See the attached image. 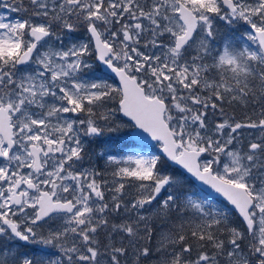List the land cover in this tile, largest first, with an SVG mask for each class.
Masks as SVG:
<instances>
[{"label": "snow or ice", "instance_id": "snow-or-ice-1", "mask_svg": "<svg viewBox=\"0 0 264 264\" xmlns=\"http://www.w3.org/2000/svg\"><path fill=\"white\" fill-rule=\"evenodd\" d=\"M0 9V264H264V0Z\"/></svg>", "mask_w": 264, "mask_h": 264}, {"label": "trees", "instance_id": "trees-1", "mask_svg": "<svg viewBox=\"0 0 264 264\" xmlns=\"http://www.w3.org/2000/svg\"><path fill=\"white\" fill-rule=\"evenodd\" d=\"M228 110L232 111L234 114H237L238 116L245 114L244 110L239 106H236L234 108H229Z\"/></svg>", "mask_w": 264, "mask_h": 264}, {"label": "rangeland", "instance_id": "rangeland-1", "mask_svg": "<svg viewBox=\"0 0 264 264\" xmlns=\"http://www.w3.org/2000/svg\"><path fill=\"white\" fill-rule=\"evenodd\" d=\"M3 11H5V10H3V9H0V12H3ZM8 15L9 16H15L16 14H14V13H8ZM221 27H223V25H221ZM229 111V110H228ZM230 113H232V114H234L232 111H229ZM238 119H243V117H244V115H240V116H238L237 114H234Z\"/></svg>", "mask_w": 264, "mask_h": 264}]
</instances>
